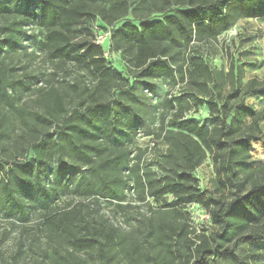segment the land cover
Segmentation results:
<instances>
[{"label":"trees","instance_id":"trees-1","mask_svg":"<svg viewBox=\"0 0 264 264\" xmlns=\"http://www.w3.org/2000/svg\"><path fill=\"white\" fill-rule=\"evenodd\" d=\"M242 1L247 12L244 15H235L228 10L231 0H166L153 10L164 15L162 19L139 20L138 26L126 21L118 30L119 40L134 51L132 64L135 69H154L175 77L163 38L175 31L189 37L188 41L194 35L200 40L215 39L239 17H256L264 12V0ZM151 3L156 5L154 0ZM173 3L181 8L171 11ZM131 6L129 0H0V13L13 11L20 16V20L17 18L10 23L6 35L0 39V51L4 46L15 50L22 37L20 29L26 23L36 21L45 30L40 42L43 49L51 51L55 58L83 63L99 73V84L90 92L94 106L99 109L100 97L108 83L105 76L115 73L105 65L103 47L94 40L75 41L73 29L97 18L113 26L128 15ZM138 7L134 4L135 11ZM134 17L140 18L136 14ZM196 50L190 52L186 63L178 64L176 68L179 82L186 88L183 96L169 100V107L174 112L170 130L166 132L169 147L164 156L169 174L162 178L148 173L137 177L151 194L161 193L163 189L181 202L198 203L218 229L193 241L188 239L186 224L179 227L160 222L159 228H151L147 233V243L155 250L152 259L146 260L138 250L141 242L132 244L129 249L131 237L119 233L109 220L90 221L81 215V205L64 211L52 208V197H57L65 179L73 178L82 167L66 161V150L89 163L92 156L86 149V142L94 144L100 136L91 132L92 118H88L91 110L81 116L87 118L83 119L87 126L62 124L59 138L50 132L51 119L38 112L36 117L40 124L42 122L43 131L29 138L37 156L27 163L16 161L10 169L0 163V209H5L6 218L19 215L23 223L30 221L33 208L48 209L39 228L41 238L47 244L55 242L53 252L48 256L50 263L86 264L75 254L97 251L112 264H264V163L252 164L250 151L253 142L264 141L260 125L264 120V108L256 110L245 102L250 95L264 97V78H251L244 84L241 77L236 76L234 66L227 74L213 72L203 54ZM240 71L242 73V69ZM223 75L232 82L236 79L238 86L233 83L220 106L215 99L217 96L211 92L218 87ZM190 97L199 102V97L206 99L210 115L218 119L213 127L201 126L196 120L185 118ZM40 101L50 114L66 111V104L55 87L45 91ZM9 105H12L11 101ZM3 116L0 124L6 121ZM69 132L74 139L68 136ZM3 134L0 128V136ZM208 153L216 164V181L219 183L217 192L210 196L202 192L193 174ZM56 157L57 171L52 165ZM122 163L116 158L107 164L121 166ZM50 177H54L51 191L46 186ZM117 183L118 180H94L82 185L81 189L86 196L99 194L118 201L124 196ZM65 243H69V247ZM133 250L140 254L135 256Z\"/></svg>","mask_w":264,"mask_h":264},{"label":"rangeland","instance_id":"rangeland-1","mask_svg":"<svg viewBox=\"0 0 264 264\" xmlns=\"http://www.w3.org/2000/svg\"><path fill=\"white\" fill-rule=\"evenodd\" d=\"M154 1L156 5H151V0H129L132 6L128 15L113 26L97 18L94 22L89 20L74 27L75 41L98 42L105 52L106 67L112 68L115 73L105 76L108 83L100 97L99 109L90 98V92L99 84V73L83 63L62 61L55 58L51 51L43 49L40 42L45 30L36 21H30L20 29L22 37L15 50L4 46L0 51V119L4 115L6 120L0 124L4 133L0 136V163L10 169L16 161L27 163L37 156L34 144L29 141L31 136L43 131L36 113L51 119L53 126L50 132L59 138L62 124L87 126L83 120L87 118L81 116L91 110L88 113L93 123L91 132L100 136L94 144L86 142L91 162H83L66 150V161L82 167L78 168L73 178L65 179L57 197H52V208L64 211L81 205V215L90 221L109 220L119 233L131 237L129 249H132V244L141 242L138 250L142 251L146 260L152 259L155 250L147 243V233L151 228H159L160 222L179 227L186 224L188 239L193 241L218 229L205 208L198 203L181 202L163 189L161 193L151 194L137 177L148 173L162 178L169 174L164 161L169 147L166 132L170 130L174 116L169 100L175 101L183 96L186 89L179 82L178 64L186 63L190 52L197 49L196 52L203 54L213 72L227 74L234 66L236 76L239 75L244 84L251 78H264V12L256 17H239L234 25L215 39L200 40L194 35L188 41L189 37L178 32L168 33L163 41L168 51L167 59L170 58L174 66L175 77L154 69H135L132 64L134 51L119 40L118 30L126 21L138 26L139 20L162 19L164 15L153 10L166 0ZM134 4L139 6L136 11ZM179 8L181 6L173 3L170 10L175 12ZM228 10L235 15L247 14L242 0H231ZM135 14L140 18H135ZM17 18L20 20V16L13 11L0 13V39L4 38L10 23ZM234 82L238 86L236 79L232 82L223 75L218 87L211 92L217 96L213 98L220 106ZM53 87L66 104L65 112L50 114L40 101L42 94ZM199 100L190 97L186 103L188 111L185 118L196 120L201 126L213 127L218 122L217 117L210 115L205 98L199 97ZM245 102L256 110L264 108V97L250 95ZM260 125L264 133V120ZM68 136L74 139L70 132ZM250 151L252 164L259 166L264 163V141L253 142ZM116 158L122 160L121 166L107 164ZM57 159L52 161L55 171L59 168ZM193 174L207 196L217 192V168L210 153ZM35 178L32 177L33 183ZM94 180H118L117 187L124 197L112 201L99 194L86 196L82 185ZM46 186L53 190L54 177L46 181ZM47 210L33 208L30 221L23 223L19 215L6 218L5 209H0V264H54L50 263L48 256L53 252L55 242L47 244L41 238L39 228ZM64 245L69 247V243ZM133 252L135 256L140 254L135 250ZM75 256L85 260L86 264H112L97 251L77 253Z\"/></svg>","mask_w":264,"mask_h":264}]
</instances>
